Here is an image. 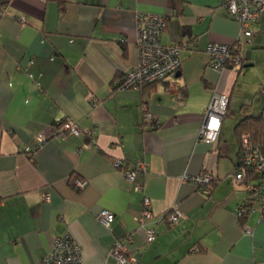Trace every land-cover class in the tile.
Masks as SVG:
<instances>
[{
	"label": "crops",
	"instance_id": "crops-1",
	"mask_svg": "<svg viewBox=\"0 0 264 264\" xmlns=\"http://www.w3.org/2000/svg\"><path fill=\"white\" fill-rule=\"evenodd\" d=\"M141 12L165 17V44L196 47L181 52L176 76L122 89L139 61ZM251 31L241 69L217 71L207 66V46L240 35L222 0H0V264H40L67 234L83 264H114L109 252L129 233L136 261L128 264H264V219L258 211L238 217L256 179L235 177L246 171L241 134L264 130V13ZM215 95H227L229 106L217 143L208 144L199 131ZM65 118L96 128V142L55 135ZM140 160L144 192L124 173ZM203 169L215 176L211 195L183 180ZM78 179L88 181L82 190ZM144 194L156 214L177 207L187 216L159 225L150 243L136 223ZM103 210L115 214L110 230L97 219Z\"/></svg>",
	"mask_w": 264,
	"mask_h": 264
},
{
	"label": "built area",
	"instance_id": "built-area-1",
	"mask_svg": "<svg viewBox=\"0 0 264 264\" xmlns=\"http://www.w3.org/2000/svg\"><path fill=\"white\" fill-rule=\"evenodd\" d=\"M224 8L229 15L240 25V35L233 44L210 43L206 52L208 54L207 66L222 71L226 68L239 70L243 66L244 46L252 36L251 27L257 23L264 13V0H222ZM166 19L163 15L141 12L137 16V49L139 61L136 67L128 71L121 77L118 86L122 89L142 90L146 86L164 81L168 77L176 76L182 65L181 52L184 50L193 51L196 41L190 43L163 42V33ZM182 101L181 94L176 97ZM93 106L98 103L94 95L89 96ZM229 97L227 95H215L210 101L206 111L204 123L199 131V140L208 144L217 143L222 123L228 113ZM261 116L264 120V107ZM145 119L157 124L155 117L145 113ZM54 134L63 138L68 136H85L90 143L97 140L96 128H81L77 122L65 118L57 122L54 126ZM38 142L43 143L46 138L39 134L36 137ZM241 164L245 169L250 170V178H255V186H251L249 195L238 208L240 219L248 217L253 212H260L264 219V154L261 148L256 145L249 132L241 134L240 137ZM126 160L115 159V166L124 168ZM147 163L140 160L134 164L130 170L124 173L127 179L133 184L135 191L144 192V184L137 181V174L147 172ZM238 180L246 178V173L242 170L235 173ZM183 180L192 182L197 189L206 195H211L215 181L214 174L208 169H203L195 175H184ZM88 185L87 180L78 179L74 182L76 190H82ZM43 201H50V193L42 195ZM186 215L177 207L173 208L165 215H158L153 210L152 201L145 195L142 199V212L136 217L138 230H141L146 237V243L153 242L158 234V227L161 224L168 226L178 225L181 220L186 219ZM98 221L107 229L115 220V214L108 210H103L97 215ZM247 233H251L250 228H246ZM135 242V235L129 233L118 240L109 252V257L114 260V264H128L136 259L130 255V249ZM40 264H83L82 248L76 239L70 235L56 237L53 246Z\"/></svg>",
	"mask_w": 264,
	"mask_h": 264
},
{
	"label": "trees",
	"instance_id": "trees-1",
	"mask_svg": "<svg viewBox=\"0 0 264 264\" xmlns=\"http://www.w3.org/2000/svg\"><path fill=\"white\" fill-rule=\"evenodd\" d=\"M257 126L259 128L262 127L264 129V120H263L262 116H260V118L258 119V125ZM257 126L254 125L255 128H258ZM262 132H264V130H262L261 133L259 131L257 133V135H256V133L253 132L252 133V139H253L254 143L261 148V150L264 154V133H262ZM245 173H246V178H250V170L246 169Z\"/></svg>",
	"mask_w": 264,
	"mask_h": 264
}]
</instances>
